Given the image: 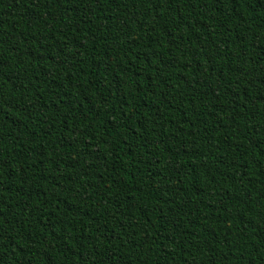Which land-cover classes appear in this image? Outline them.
<instances>
[{"label": "trees", "instance_id": "trees-1", "mask_svg": "<svg viewBox=\"0 0 264 264\" xmlns=\"http://www.w3.org/2000/svg\"><path fill=\"white\" fill-rule=\"evenodd\" d=\"M0 264H264V0H0Z\"/></svg>", "mask_w": 264, "mask_h": 264}]
</instances>
